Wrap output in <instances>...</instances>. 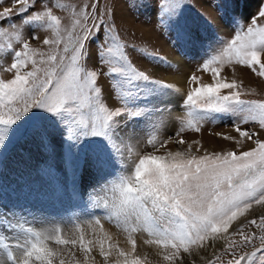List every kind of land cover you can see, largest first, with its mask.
I'll return each instance as SVG.
<instances>
[{
	"label": "snow or ice",
	"instance_id": "snow-or-ice-1",
	"mask_svg": "<svg viewBox=\"0 0 264 264\" xmlns=\"http://www.w3.org/2000/svg\"><path fill=\"white\" fill-rule=\"evenodd\" d=\"M181 3L182 0H173V7L178 8ZM12 4L13 7H6L0 12V21L12 17L14 11L20 14L29 8H35V11L25 18L28 21H41L45 15L57 21V17L52 16L50 11L45 13L36 7V0L31 3L29 0H12ZM161 4L166 6L167 0H161ZM17 5L20 7H16ZM86 9L80 21V34L72 43L71 51L65 46L63 54L49 55L46 61L41 62L40 68L35 67L36 61L32 60L33 70L23 73L21 68L29 62L28 58L33 50L22 38L23 21L21 24L8 25V30L15 33L16 39L21 41L23 51H15L14 62L7 69L15 71L14 78L0 80V108L7 107L11 113L8 118L0 117V126L14 124L21 114L32 108L46 109L53 114L61 110L73 114L74 109L79 110V107L83 106L78 105V102L87 100L88 118L75 119V126L68 129V139H75L78 135L107 136L113 148L121 152L125 141L117 142L112 138L109 122L114 125V118L129 110L122 104L106 106L99 100L100 89L96 87L98 72H85L82 67L85 41L98 26L104 25L109 35L104 49L109 71H123L132 80H151L166 88L168 85L161 84L144 71L127 63L122 45L115 48L110 46L114 38H111L110 28L105 26L106 14L105 18H101L99 0L90 2ZM259 18H264V4L252 18L245 32L236 34L235 39H232L220 54L212 56L203 64V71H211L212 82L196 87L183 100V105L188 108L189 125L199 122L197 112L242 110L243 118L232 126L240 139L218 135H222L226 140H234L241 147L243 143H249L251 147L244 151H227L223 154H205L198 157L186 156L180 151L170 152L167 156L145 155L136 164L134 180L126 178L118 186L119 199L112 205L115 213L122 215L125 223L135 216L137 222L142 223L144 229L155 237L151 242L161 246L163 259L168 264H184L181 252L192 255L194 249L205 247L204 242L210 237L241 238L239 241L232 240L224 248V255L230 258L223 264H253L258 253L264 257V247L255 248L251 252L245 251L249 245L254 246L257 237L254 233L250 234L244 230L242 221L233 224V221L246 211H254L253 204L264 208V101L241 98L240 85L236 80L229 82L221 76V67L227 63L233 68L236 65L245 66L264 78V25H258ZM3 27L0 25V28ZM39 38L33 35L31 40ZM43 43L49 45L59 42L46 39ZM113 58L121 61L123 67L112 66ZM191 79L195 81L198 78L193 76ZM222 90L229 91L225 93ZM69 102H72L71 105L66 107ZM13 104H22L23 107H13ZM250 122L253 127H245ZM78 128H87L88 131L79 132ZM2 137L3 129H0V145L3 143ZM160 222L167 226L162 227ZM248 223L256 225L255 220ZM96 224L99 225L100 220H96ZM256 226L264 231V215ZM131 231L135 232L137 228L134 227ZM259 239L261 244H264V235ZM49 242L55 246L77 244L74 239H62L60 230L56 229L43 239L37 235L34 240L17 243L15 247L21 249V255L14 257L8 252L5 264H65V260L61 258L62 249L50 246ZM128 242L132 245L131 251L117 249L118 256L124 258L123 264H141V258L134 255L135 241L129 239ZM79 243L85 257L96 245L95 241H88L86 244L83 235ZM0 246L9 247L2 241ZM99 253L107 264L111 252L104 248L103 241L100 242ZM262 261L264 259H261L260 264ZM209 264L215 262L209 261Z\"/></svg>",
	"mask_w": 264,
	"mask_h": 264
},
{
	"label": "rangeland",
	"instance_id": "rangeland-1",
	"mask_svg": "<svg viewBox=\"0 0 264 264\" xmlns=\"http://www.w3.org/2000/svg\"><path fill=\"white\" fill-rule=\"evenodd\" d=\"M246 1L182 0L180 6L176 8L173 7V0H167L166 6H162L161 0H99L101 18H105L106 14L107 23L105 26L110 28L111 38H114L110 46L115 48L122 45L124 54L127 56V63L138 70L144 71L150 78L160 81L161 84L168 85L166 88L151 80H132L123 71H109V68L106 66L108 59L104 53L109 35L105 31L104 25L98 26L96 31L85 41L82 50V67L85 72H98L96 87L100 89L98 94L99 100L106 106L110 105V101H112L118 106L122 104L129 110V112L115 117L114 125L112 122H109L112 138L117 140V142L125 141L126 133L123 130L128 123L132 127L133 132L135 131L136 134L139 133L147 146L139 151L133 148L130 142H124L121 152H117L112 144L109 143L107 136L78 135L75 139H68V129L75 126V119L88 118L87 100L78 102V105L82 104L83 106L79 107V110L74 109L73 114L64 110L53 114L46 109L32 108L27 113L21 114L20 118L14 124L7 127L0 126V129H3V143L0 145V173L2 171L7 172L8 175H13L14 182L11 184H15V181L20 180L22 176L16 175V172L19 171L16 170L17 168L14 169L8 164L7 157L4 155L16 148L20 149L21 147V149H24L22 146H25L26 141H31L27 146L34 148H44L54 143L58 151H64V154H58V157H61L59 159H63V161L65 149H67L66 147L68 145L75 153L74 156L80 157L82 155L83 161L91 168L103 163L101 165L104 168H110L112 166V170L113 172L115 171L114 173L117 176H124L125 179L132 180H134L135 169L133 168L134 172L131 174L125 175L120 169V167L124 168L126 166L123 160H130L132 165L136 167L139 159L145 155L167 156V145L173 141L184 146L181 152L186 156L198 157L205 154H214V152L200 147H194L193 145L186 149L185 147L188 142L187 136H200L202 133H205L209 137L224 139L222 135L218 134L223 133V129L226 128L229 132L233 130V124L238 123L243 118V111L237 109L219 113L197 112L196 116L199 122H193L192 125H189L188 108L183 105V100L196 87L212 82L211 71H203V64L212 56L220 54L231 40L235 39L236 34L245 32L250 26L252 18L258 13L261 5L264 4V0H256L254 6L243 17L240 14L247 8ZM29 2L31 3L32 0H29ZM90 2L95 3L96 0H42V4H40V0H36V7L41 8V11L45 13L50 11L52 16L57 17L58 22L51 20L48 15H45L41 21L26 20L25 18L30 16L35 11V8H29L20 14H16L14 11L12 17L0 21V25L4 26L0 28V80L7 81L14 78L15 71H7V69L14 62L15 51H23L20 46L21 41L16 39L15 33L8 30V25L21 24L23 21L22 38L29 43L33 52L28 58L29 62L21 68V72L31 71L33 70L32 60L36 61L35 67L40 68L41 62L46 61L49 55L63 54L62 50L65 46H68L71 51L72 43L80 34L82 15L87 10L86 5ZM6 7H13L12 0H0V12H3ZM16 7H20V5ZM258 25H264V18H259ZM144 30L150 33H156L154 39L157 38V40L146 38L143 33ZM6 32L7 34H5ZM33 35L40 38L31 40ZM46 39L58 41L59 43L45 45L43 41ZM164 45L166 51L163 50ZM169 57L181 59L184 64L188 65V69H185L184 72L186 92L179 104L180 117L182 118L176 121L174 129L166 131V128H168L165 124L167 122L166 118L172 112L173 105L169 102L165 93H172L174 91L171 90L170 84L164 80L163 76L167 72L172 73L178 69L177 65ZM113 60L114 64L112 66L123 67L121 61L116 58H113ZM228 66L231 65L225 63L221 67V76L230 82L231 80L227 79V75L229 74L226 72V76L223 75V68ZM237 66L247 70L256 80L264 83V78L257 76L247 67ZM153 68L161 70L162 77L156 76L153 73ZM193 76L198 79L195 81L192 80L191 77ZM236 82L240 85L241 98L264 101L263 92L259 93L251 88H247L242 82H238V80ZM222 91L227 93L229 90ZM106 93H108L110 101ZM71 103L69 102V105H66V107L70 106ZM12 106L23 107L22 104H13ZM130 113L138 114L131 115ZM9 115L11 113L7 107L0 108V117L8 118ZM153 124L155 126L156 124L158 125L157 128H159L160 133L158 130H155ZM256 126L258 127V125ZM120 127L123 128L121 132L119 131ZM245 127L252 128L253 123L250 122ZM78 131L87 132L88 129L78 128ZM233 132L238 134L234 130ZM181 140L184 142L181 143ZM226 146L224 145L223 149L219 151L220 154L229 150L240 151L234 145ZM244 150H248V148L242 149L241 151ZM69 151L71 150L69 149ZM114 162L116 165H114ZM34 166L36 167V165ZM9 167L12 169L10 170ZM90 167H88L89 175L92 173L93 175L94 173L96 174L97 170L94 169L91 171ZM44 168L45 170H40L43 172L42 178L47 182V185L41 186L35 182H28L25 188L27 189L26 193L31 191L30 193L33 194L32 191H35L32 199L36 197V194L40 195L42 193L46 194V201L49 202V199L55 195L54 185L51 184L53 172L49 166H45ZM48 169L50 172H48ZM107 178L108 176L106 178L102 177L105 182H107ZM85 179L86 177H84ZM96 187L93 198L96 201L99 200L102 204L100 213H96H99V216L103 215L108 217L112 211H110L111 206L108 208L103 205L105 188H102V185H97ZM81 196H79L80 201L83 200V196L82 198ZM37 198L32 201L34 206H36L37 201L40 199L39 197ZM99 201L98 203H100ZM59 202L62 204V206L59 205V210L63 212V209H66L65 204L61 200ZM254 205L252 208L258 209L259 206ZM38 208L43 209L41 206H38ZM252 214L253 210L246 211L244 215L237 217V221H233V224L242 221L244 223V230L250 234L254 233L257 237L254 246L249 245L245 249L248 252L254 251L255 248L264 247V244H261L259 239L260 236L264 235V231H261L256 226L260 224L262 215ZM85 217L83 219L87 222V216ZM245 217L247 219H244ZM251 220H255L256 225H250L248 221ZM68 221L70 222V220ZM160 223L162 227L167 226L163 222ZM240 239L239 236L225 238L224 245L216 248L201 264H209V261H214L215 264H223V262H226L230 258L228 255H224V248L232 240L239 241ZM105 243L108 246L107 241ZM261 259H264V257L258 253L256 262L254 261L253 264H260ZM141 264L156 263L145 260L141 261ZM261 264H264V261Z\"/></svg>",
	"mask_w": 264,
	"mask_h": 264
},
{
	"label": "bare ground",
	"instance_id": "bare-ground-1",
	"mask_svg": "<svg viewBox=\"0 0 264 264\" xmlns=\"http://www.w3.org/2000/svg\"><path fill=\"white\" fill-rule=\"evenodd\" d=\"M255 1L256 0H247V8H245L240 15L244 17L250 8L254 6ZM143 33L146 38L150 40L156 37V33H150L146 30H144ZM154 40L156 41L157 38ZM156 44L158 43L156 42ZM165 49L166 47L164 45L163 50ZM169 58L177 65L178 69L172 73L167 72L163 76L164 80L170 84L172 88L171 90L174 91L172 93H165V96L173 105L172 112L169 113L166 118L167 122H164L168 127L166 128V131L174 129L176 121L182 118L180 117L179 104L186 92V78L184 72L185 69H188V65L184 64L181 59L176 57ZM152 70L156 76L162 77L163 74L161 70L156 68H153ZM223 71L224 76H226V72L229 74L227 75V79L238 80V82H242L245 87L251 88L259 93H264V83L260 80H256V78L248 73L247 70L238 66H235L234 68L232 66H228L224 67ZM106 95L110 101L108 93H106ZM112 104L114 103L110 101V105ZM153 125L155 130H158L159 132V128H157L158 125ZM125 126L124 130L122 127L119 128L120 132L123 130V132L126 133L125 142H130L133 148L139 151L147 146L144 140L140 137L139 133L136 134L135 131H132L130 124L127 123ZM219 134L233 136L236 137V139H240L238 134H235L233 130L229 132L227 128L223 129V133ZM187 141V146L185 147L186 149L193 145L194 147H200L205 150L207 149L214 153H219V151L223 149L224 145H234L237 147L236 149L240 151L251 147L249 143H243V146L241 147V145H238L234 140L209 137L205 135V133H202L200 136L189 135L187 136ZM30 142L31 141L25 142V146H22L24 149H21L20 147V149L16 148L11 150L6 155L3 154L7 157L8 164L14 169L17 168L16 170L19 171L16 172V175H21L22 177H19L20 180L15 181V184H11L14 182L13 175H8L7 172L2 171L0 173V241H2L4 245L9 246L7 248L0 246V264H5L8 252H11L14 257H19L21 255V249L15 247L17 243L23 244L26 240H34L37 235L43 239L44 236L54 233L56 229L60 230L62 239H74L77 241L75 246H72L71 244L67 246H55L49 242L50 246L62 249L63 255L61 258L65 260V264H105V258L100 256L99 253L101 241L104 243V248L111 252V255L107 259V263L121 264L124 258L118 256L117 249L125 252L131 251L132 245L128 242L129 239L136 242L134 255L139 256L141 261L146 260L156 264H168V262L163 259V252L160 250L161 246L151 242L155 240V237L144 229L142 223L137 222L135 216H133L128 223H125L123 216L115 213L112 205L118 202V186L125 180L124 176H117V174L114 173L115 171L113 172L112 166L110 168H104L103 165H101L103 163L91 168L85 163V161H83L82 155L80 157L74 156L75 153L68 145L66 147L67 149H65V157L62 156L64 157L63 161V159H59L60 156L58 157V154H64V151H58L54 143L47 145V147L44 148H34L32 146H27ZM183 148L184 146L173 141L168 143L167 152H181L183 151ZM69 149L72 152L69 151ZM123 161L126 166L124 168L120 167L121 171L125 175H129L134 172L133 168L135 169V167L132 165V162L127 159ZM34 165H36V167ZM114 165H116L115 162ZM43 166L51 167L53 172L51 184L54 185L55 195L49 199L50 203L46 201V194L42 193H40V195L36 194V197L32 199L35 191H32L33 194L30 193V190L29 193H26L27 189L25 188L26 183L28 182H35L37 185L41 186L47 185V182H45L42 178L43 172H41V170H45ZM88 167L91 168V171L96 169V174L94 173L93 175L92 173L89 175ZM11 169L12 168H10V170ZM48 172H50V170ZM107 176V182H105L102 177L106 178ZM84 177H86L85 180ZM97 185H102V188H105L103 193V205L108 208L111 206L110 211H112L108 217L103 215L99 216L102 204L99 200L98 201L100 203L93 198L96 190L95 187ZM77 195H82L83 198L82 196L81 198L83 200L80 201L81 199L79 200L76 197ZM37 197L40 199L37 201L36 206H34L32 201L34 199H38ZM59 200L65 204L66 209L64 208L63 212L59 210V205L62 206ZM38 206L43 207V209L38 208ZM253 214L263 215L264 208L259 206L258 209H254ZM85 216H87V222L83 219ZM67 220H70L71 223L68 221V224ZM96 220H100L99 225L96 224ZM142 220L143 215L141 214L140 221L142 222ZM134 227L137 228V231L135 232L131 231ZM125 229H127V231ZM82 235L84 236L86 244L88 241L96 242L95 247L87 257H85L80 248L79 241ZM106 241L108 246H106ZM224 242V239H213L210 237L209 240L204 242L205 247L198 250L194 249L192 255L181 252L184 264H201L213 253L216 248L222 247ZM109 245H111V247H109Z\"/></svg>",
	"mask_w": 264,
	"mask_h": 264
}]
</instances>
